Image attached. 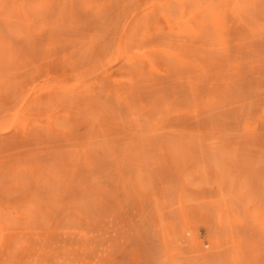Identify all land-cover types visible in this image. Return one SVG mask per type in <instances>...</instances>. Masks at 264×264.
Instances as JSON below:
<instances>
[{
    "label": "rangeland",
    "instance_id": "obj_1",
    "mask_svg": "<svg viewBox=\"0 0 264 264\" xmlns=\"http://www.w3.org/2000/svg\"><path fill=\"white\" fill-rule=\"evenodd\" d=\"M0 264H264V0H0Z\"/></svg>",
    "mask_w": 264,
    "mask_h": 264
},
{
    "label": "bare ground",
    "instance_id": "obj_2",
    "mask_svg": "<svg viewBox=\"0 0 264 264\" xmlns=\"http://www.w3.org/2000/svg\"><path fill=\"white\" fill-rule=\"evenodd\" d=\"M195 241H196V238H194L193 242H195Z\"/></svg>",
    "mask_w": 264,
    "mask_h": 264
}]
</instances>
